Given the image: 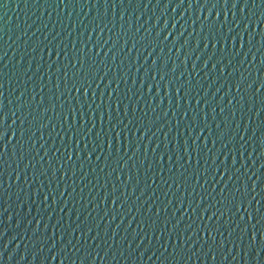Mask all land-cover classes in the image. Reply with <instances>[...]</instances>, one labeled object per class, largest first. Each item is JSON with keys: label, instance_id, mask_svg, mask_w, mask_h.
Masks as SVG:
<instances>
[{"label": "water", "instance_id": "obj_1", "mask_svg": "<svg viewBox=\"0 0 264 264\" xmlns=\"http://www.w3.org/2000/svg\"><path fill=\"white\" fill-rule=\"evenodd\" d=\"M0 264H264V0H0Z\"/></svg>", "mask_w": 264, "mask_h": 264}]
</instances>
